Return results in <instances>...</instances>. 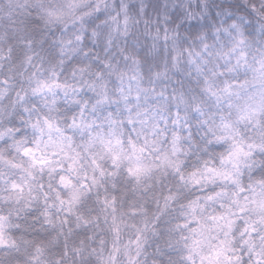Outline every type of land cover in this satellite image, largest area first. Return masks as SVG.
Masks as SVG:
<instances>
[{
    "label": "clouds",
    "instance_id": "clouds-1",
    "mask_svg": "<svg viewBox=\"0 0 264 264\" xmlns=\"http://www.w3.org/2000/svg\"><path fill=\"white\" fill-rule=\"evenodd\" d=\"M0 264H264V0H0Z\"/></svg>",
    "mask_w": 264,
    "mask_h": 264
}]
</instances>
